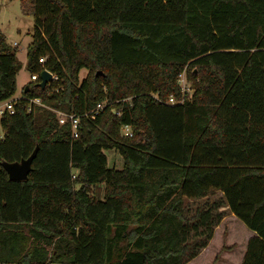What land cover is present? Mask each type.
<instances>
[{"label": "trees", "instance_id": "1", "mask_svg": "<svg viewBox=\"0 0 264 264\" xmlns=\"http://www.w3.org/2000/svg\"><path fill=\"white\" fill-rule=\"evenodd\" d=\"M24 1L26 67L57 78L29 80L0 117V263L183 264L188 231L205 225L198 252L220 217L188 228L184 199L213 189L253 231L240 264H264V0ZM15 49L0 30V99ZM181 73L191 95L169 103ZM52 109L79 116L77 137ZM35 147L27 177L9 179L1 162Z\"/></svg>", "mask_w": 264, "mask_h": 264}, {"label": "rangeland", "instance_id": "2", "mask_svg": "<svg viewBox=\"0 0 264 264\" xmlns=\"http://www.w3.org/2000/svg\"><path fill=\"white\" fill-rule=\"evenodd\" d=\"M24 0H0V30L4 33L6 40L11 43L17 42L15 55L20 62V68L15 75V91L12 97H19L23 86L30 80L29 71L26 67V49L32 38L33 19L30 13H23ZM86 69H80L79 79L86 74ZM182 85H188L183 79ZM108 165L119 168L122 165L120 155L113 149L104 150ZM95 195L103 196V185L96 184L93 188ZM209 212V218L205 221H198V215L191 218L193 214L205 211ZM219 212L217 230L207 244L206 248L195 249L194 244L204 238L200 230L206 232L205 225L199 226L197 230L188 231L186 253L194 250L197 252L195 258L187 259L184 255L183 264H240L246 247V237L250 230L238 218L233 216L223 201L219 190H210L205 196L197 199H184V215L186 226L190 228L192 222H203L211 224L215 221V215ZM196 232V233H195Z\"/></svg>", "mask_w": 264, "mask_h": 264}, {"label": "built area", "instance_id": "3", "mask_svg": "<svg viewBox=\"0 0 264 264\" xmlns=\"http://www.w3.org/2000/svg\"><path fill=\"white\" fill-rule=\"evenodd\" d=\"M11 45L13 46H17V42L13 41L11 42ZM44 61V57H39L38 58V62L40 64H43ZM51 73V72H50ZM30 80H37L39 79V72H35L29 75ZM57 78V76L53 73H51V78L50 80H48L47 82L51 81V80H55ZM185 79L184 74L181 73L179 74V83L181 86V97L180 99H175L174 96L169 95L166 99L167 102L169 103H174L176 101L178 102H182L187 96L191 95L192 92V88L190 87V83H188L186 80V82L188 83V85H182L181 81ZM46 82V83H47ZM18 97H11V98H6V99H0V117L4 114H9L12 113L14 111V107H15V102L16 99ZM28 106L27 109L29 110V108L31 107L32 103H37L40 104V98L38 97H33V98H28L27 100ZM104 102H99L96 104L95 108L92 109L91 111L85 112L84 115H88L91 118L94 117V114L104 105ZM52 111L54 112L55 115V119L57 120V123L59 125H63V124H69V130H70V136L72 138H75L78 136V123H79V116L73 112H65L62 110H58V109H52ZM114 113H118V111H116L115 109H113ZM122 134L126 135V136H131L132 132L131 129L128 125H124L122 126ZM0 264H8V263H0Z\"/></svg>", "mask_w": 264, "mask_h": 264}, {"label": "water", "instance_id": "4", "mask_svg": "<svg viewBox=\"0 0 264 264\" xmlns=\"http://www.w3.org/2000/svg\"><path fill=\"white\" fill-rule=\"evenodd\" d=\"M95 73H101V71L97 70ZM51 78V73L47 69H42L39 72V81L38 85L43 87L48 80ZM27 89V85L24 90ZM37 147H35L32 152L25 158H21L16 161H2L1 165L5 169L7 176L9 179H18L23 180L27 177V174L31 168V161L35 156Z\"/></svg>", "mask_w": 264, "mask_h": 264}, {"label": "crops", "instance_id": "5", "mask_svg": "<svg viewBox=\"0 0 264 264\" xmlns=\"http://www.w3.org/2000/svg\"><path fill=\"white\" fill-rule=\"evenodd\" d=\"M230 213H231V212H230ZM231 214H232V213H231ZM232 215H233V214H232ZM233 216H234V215H233ZM217 227H218V226H217V224H216V225L214 226L212 236L208 239L206 245H205L204 247H202V248H204V249L206 248L207 244H208V243L210 242V240L212 239V237H213V235H214V233H215V230H217ZM249 230H250V229H249ZM252 235H253V231L250 230L248 236L245 238V239H246V242H247L248 238L251 237ZM198 254H199V253H198ZM198 254H197V255H198ZM197 255H195V256L192 257V258H195ZM192 258H191V259H192ZM191 259H190V260H191Z\"/></svg>", "mask_w": 264, "mask_h": 264}]
</instances>
